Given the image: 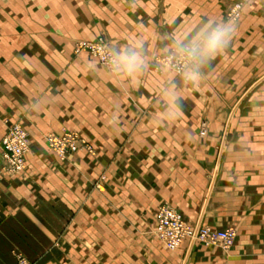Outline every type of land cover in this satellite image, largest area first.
Masks as SVG:
<instances>
[{
    "label": "crops",
    "instance_id": "crops-1",
    "mask_svg": "<svg viewBox=\"0 0 264 264\" xmlns=\"http://www.w3.org/2000/svg\"><path fill=\"white\" fill-rule=\"evenodd\" d=\"M232 1L0 0V139L6 119L66 125L122 158L114 194L92 191L45 149H31L23 174H0V264L20 253L34 264H264V0L247 1L199 81L149 65L223 22ZM59 24L105 33L141 67L112 74L75 55ZM163 203L191 226L233 228L234 244L168 250L149 232Z\"/></svg>",
    "mask_w": 264,
    "mask_h": 264
},
{
    "label": "rangeland",
    "instance_id": "rangeland-1",
    "mask_svg": "<svg viewBox=\"0 0 264 264\" xmlns=\"http://www.w3.org/2000/svg\"><path fill=\"white\" fill-rule=\"evenodd\" d=\"M247 1L248 0H233L230 4H227L224 10V20L235 18L236 22H238L242 17L243 9ZM70 25L72 28L69 27V24H59L61 46L66 45V43L70 41L72 43L73 53L75 55L87 54L90 57L96 59L102 68L108 70L112 74L118 73L119 69H121L117 68L119 57L116 49L112 45L109 38L105 35V33L98 34L95 38H86L82 35V28H78L79 25L81 26L83 24ZM77 33H79V35ZM179 48L180 46L173 47L166 52L154 55L149 63L151 70L157 74H163L166 71H171L177 78L183 76V68L187 63V60L184 59V57L180 54ZM4 123L6 125V131L0 139V164L2 155L1 153H3L4 151L3 139L8 135L13 134V128H20L25 133V140H20L18 137L14 136L13 140L15 150L17 149V146H20L22 147V153L18 156L17 160L11 166L2 168L0 170V174H23L26 170L27 158L31 149H45L49 151V153L53 156V158H55V160H57V162L61 166V170L65 172H68L69 170L70 172H72L77 181L89 182L91 184L92 191L104 192L107 189L108 193H115L116 161L117 159L121 160L122 158H118L114 155V145H110L109 142L106 141L102 142L100 140H95L93 138V134L85 135L79 128L69 127L66 125H60L58 126V128L53 129L46 125H32L30 127H27L19 122H10L7 119L4 120ZM207 132V124L205 122L201 123L199 128V135L205 136ZM89 135L92 138H90ZM106 150H109L112 155L106 156ZM10 153H12V151ZM162 205H167L173 208L167 203L159 205L158 208ZM158 208L154 213L155 225H152L151 230L149 227V232L158 240H160L158 235L156 234L157 225L155 220V214ZM173 209L177 211L175 208ZM177 212L181 215L179 211ZM181 217L183 219L182 215ZM184 222L187 225L191 226L185 220ZM198 226L200 228L207 227L200 224L191 227L195 228ZM185 240H189L190 242H200L205 246H216L206 245L199 240L193 241L189 238ZM219 247L222 248L221 246ZM167 249L170 251L176 250H171L169 248ZM17 255L24 256L21 253ZM24 257L29 260L26 256ZM29 262L34 264L30 260Z\"/></svg>",
    "mask_w": 264,
    "mask_h": 264
},
{
    "label": "built area",
    "instance_id": "built-area-1",
    "mask_svg": "<svg viewBox=\"0 0 264 264\" xmlns=\"http://www.w3.org/2000/svg\"><path fill=\"white\" fill-rule=\"evenodd\" d=\"M13 134L8 135L3 139L4 151L1 153L2 168L11 166L22 153V147L17 146L15 150L14 136L20 140H25V133L18 127L12 129ZM12 151V153H10ZM156 220V234L164 245L174 250L185 239L199 240L206 245L221 246L224 249H229L234 244L236 231L233 228H227L225 230L213 231L210 228L191 227L187 225L182 219L181 215L173 208L162 205L158 208L155 214ZM15 264H32L22 255L16 256Z\"/></svg>",
    "mask_w": 264,
    "mask_h": 264
},
{
    "label": "clouds",
    "instance_id": "clouds-1",
    "mask_svg": "<svg viewBox=\"0 0 264 264\" xmlns=\"http://www.w3.org/2000/svg\"><path fill=\"white\" fill-rule=\"evenodd\" d=\"M237 31L235 18L223 22H208L187 43L181 44L180 54L187 60L183 68L185 79L196 82L201 79V68L210 67L212 60L230 46ZM141 67L140 57L134 50H126L118 58L117 68L133 72ZM178 115V113L176 114Z\"/></svg>",
    "mask_w": 264,
    "mask_h": 264
}]
</instances>
